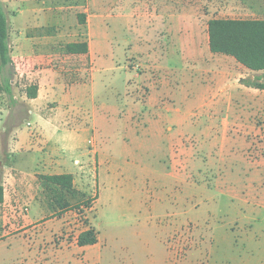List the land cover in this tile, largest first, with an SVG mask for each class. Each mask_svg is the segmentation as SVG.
I'll return each instance as SVG.
<instances>
[{
    "label": "rangeland",
    "instance_id": "1",
    "mask_svg": "<svg viewBox=\"0 0 264 264\" xmlns=\"http://www.w3.org/2000/svg\"><path fill=\"white\" fill-rule=\"evenodd\" d=\"M90 1L105 0L1 3L8 14L10 30L15 33L22 9V18L30 23L35 19L54 21L59 33L50 48L54 60L37 63L35 70L54 67L59 80L75 83L90 77L92 64L84 55L68 53L66 45L85 40L86 29L75 16ZM107 1L116 3L115 12L142 18L143 25L121 19L110 26L108 34L102 31L94 36L98 57L93 79L99 111L104 101L113 102L117 90L125 91L130 79L137 82L127 65L134 67L138 63L141 73L147 69L134 51L138 38L151 37L155 29L157 39L160 34L167 35L168 50H182L186 44L182 38L191 31L187 27L190 21L199 24L203 43L210 19L264 18V0ZM15 55L12 53V96L4 91V77L0 74V183L5 188L4 202L0 204V264H264V90L246 87L241 81L256 80V73L221 54L214 62L225 73L216 78V88L212 89L209 81L203 83L208 91L205 93L214 97L215 104L208 109L209 137L217 145L213 155L215 170L210 177L213 186L199 180L201 177H197L195 186L154 178L149 171L160 168L161 162L150 143L142 147L139 144L141 149L135 156L125 155L121 152L122 133L118 131L105 145L101 165L104 173L99 183L93 160L87 173L76 176L72 193H50L39 174L22 173L15 169L14 162L19 159L27 169L39 156L71 155L66 133L57 132L56 123L40 120L65 112L68 105L58 109L55 101L29 99L26 88L34 84V77L18 73L19 59ZM88 90L91 91L89 87ZM48 92V87L42 86L41 98H46ZM144 92L145 87L136 94L138 100L143 99ZM76 109L74 112L79 113L81 107ZM193 109L203 123L207 107L198 104ZM89 111L92 115L91 104ZM120 116L124 117V111ZM39 128L49 138L45 153H41L38 142L32 143ZM93 137L91 145L100 139ZM204 138L187 134L183 140L191 145ZM222 146L224 152L220 153ZM109 167L113 168L111 174L106 171ZM237 169L247 180H237ZM217 175L224 176L222 182L216 183ZM59 199L68 201L69 206L60 207ZM89 228L96 230L98 242L80 246L78 236Z\"/></svg>",
    "mask_w": 264,
    "mask_h": 264
},
{
    "label": "crops",
    "instance_id": "2",
    "mask_svg": "<svg viewBox=\"0 0 264 264\" xmlns=\"http://www.w3.org/2000/svg\"><path fill=\"white\" fill-rule=\"evenodd\" d=\"M115 6H117L116 3L107 0L86 3L82 12L87 14V24L82 26L87 32L83 41L89 43V53L77 55H84L91 61L92 73L89 78L82 77L75 83L59 80L54 67L47 66L44 69L35 70L37 63L48 62L49 64L54 60L50 48L58 39L59 33L55 29L53 20L46 23L40 21V23L32 19L30 23V20L25 21L22 18L25 9L18 12V31L15 33L10 30L9 36L12 53L19 59L17 71L20 75L28 73L32 78L34 77V84L39 87L38 97L31 100L43 103L52 100L57 103L58 109L64 104L68 105V110L65 112H57L47 118L41 117L40 120L47 124L56 123L57 132L66 133L71 155L58 157L49 154L46 158L39 156L32 167L29 166L27 169L20 165L19 159H16L15 169L22 173L39 175L71 173L74 175L75 182L77 175L87 173L92 168L94 160L96 178L99 183L104 173L101 165L105 145L111 141V137L116 132L121 131L123 137L121 152L125 155L135 156L137 150L141 149L138 147L139 144L142 147L146 142L150 143L152 152L161 162L160 168L149 171L154 178L174 179L182 186L186 184L195 186L197 177H201L199 180L206 181L208 186H213L214 182L210 177L215 170L213 155L217 145L214 146L209 137L211 117L208 109L215 104L214 97L211 98L205 93L208 91H205L206 86L203 83L209 81L210 85H214H211V88H216V78L223 74L224 70L220 64L214 62V59L221 54L211 52L207 33L202 43L197 22L190 21L187 24L191 31L184 34L182 38L186 42V44L182 42V50L176 48L168 50L167 35L160 34L158 40L157 31L154 29L151 37H140L134 45L138 58H141L147 66L145 72L141 73L137 70L138 63L134 67L127 65V69L135 73L137 82L135 79L134 81L130 79L125 91L117 90L113 102L104 101L99 111L93 79L98 57L95 51L96 45L93 43L94 36L102 31L108 34L110 26L116 25L121 19L135 24L140 22L143 25L142 18L134 14L123 13L122 15L115 12L113 10ZM75 17L78 19L77 14ZM153 18L155 17L152 16L151 19ZM149 24L153 25V23ZM42 86L48 87L49 92L46 98H41ZM144 87L146 95L142 100H138V92ZM90 104L93 107L92 115L89 111ZM198 104L204 109L207 107L203 123L198 116L195 117L197 114L193 108ZM122 106L125 108L122 109ZM79 107H81L80 112H74V109L78 111L76 108L79 109ZM123 111L124 117L120 116ZM39 129L40 132L32 143L38 142L41 153H45L49 148V138L44 134L43 128ZM187 134L195 135L198 139L203 136L205 138L188 145L183 140ZM93 136H96V139L97 136L100 137L95 145H91ZM219 151L223 153L224 146ZM110 167L106 170L108 174H111L113 169ZM127 169H130L129 164ZM240 170H235L236 177L243 182L248 177L241 176ZM235 171L232 170L233 173ZM223 178L224 176L217 175L216 183L222 182ZM99 199L100 197L97 199L98 202ZM42 214L46 216L45 213Z\"/></svg>",
    "mask_w": 264,
    "mask_h": 264
},
{
    "label": "trees",
    "instance_id": "3",
    "mask_svg": "<svg viewBox=\"0 0 264 264\" xmlns=\"http://www.w3.org/2000/svg\"><path fill=\"white\" fill-rule=\"evenodd\" d=\"M78 21L82 25L87 24V14L79 12ZM209 48L212 53H220L233 57L237 62L245 66L251 72L256 73L257 79H242V83L248 87L264 90V18L262 19H232L213 18L208 22ZM9 17L0 0V74L3 75L4 91L12 96V76L15 74V62L10 45ZM66 50L70 54H88L89 43L87 41L69 42ZM8 74L5 75L4 71ZM39 87L31 84L26 88L29 99L38 97ZM40 179L48 192L62 190L73 192L74 175L64 174H40ZM4 186L0 183V204L4 202ZM59 199L60 207L65 209L69 202ZM57 201V200H56ZM90 203V200L87 204ZM98 242V235L94 228L82 231L78 236L80 246L92 245Z\"/></svg>",
    "mask_w": 264,
    "mask_h": 264
},
{
    "label": "built area",
    "instance_id": "4",
    "mask_svg": "<svg viewBox=\"0 0 264 264\" xmlns=\"http://www.w3.org/2000/svg\"><path fill=\"white\" fill-rule=\"evenodd\" d=\"M91 141V140H90Z\"/></svg>",
    "mask_w": 264,
    "mask_h": 264
}]
</instances>
